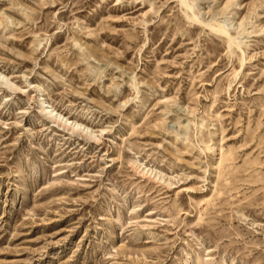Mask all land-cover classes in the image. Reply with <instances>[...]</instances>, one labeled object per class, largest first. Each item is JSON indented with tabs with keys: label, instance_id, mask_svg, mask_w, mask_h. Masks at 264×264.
I'll list each match as a JSON object with an SVG mask.
<instances>
[{
	"label": "rangeland",
	"instance_id": "374dc122",
	"mask_svg": "<svg viewBox=\"0 0 264 264\" xmlns=\"http://www.w3.org/2000/svg\"><path fill=\"white\" fill-rule=\"evenodd\" d=\"M187 1L0 0V264H264V0Z\"/></svg>",
	"mask_w": 264,
	"mask_h": 264
},
{
	"label": "bare ground",
	"instance_id": "6f19581e",
	"mask_svg": "<svg viewBox=\"0 0 264 264\" xmlns=\"http://www.w3.org/2000/svg\"><path fill=\"white\" fill-rule=\"evenodd\" d=\"M182 2H183L188 8H190V9L192 10V6L190 5V3H189L187 0H182ZM193 18L196 19L197 21H201V22H203L201 19L198 18V16H196L195 13L193 14ZM1 75H2V74L0 73V76H1ZM43 106L46 107V108H49L50 113H54L53 109H51V106H49V105L47 104L46 101L43 102Z\"/></svg>",
	"mask_w": 264,
	"mask_h": 264
}]
</instances>
